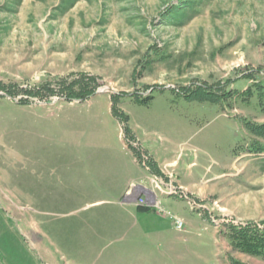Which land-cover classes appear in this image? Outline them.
Instances as JSON below:
<instances>
[{
  "label": "rangeland",
  "instance_id": "obj_1",
  "mask_svg": "<svg viewBox=\"0 0 264 264\" xmlns=\"http://www.w3.org/2000/svg\"><path fill=\"white\" fill-rule=\"evenodd\" d=\"M0 83V264H264V0H0Z\"/></svg>",
  "mask_w": 264,
  "mask_h": 264
},
{
  "label": "trees",
  "instance_id": "obj_2",
  "mask_svg": "<svg viewBox=\"0 0 264 264\" xmlns=\"http://www.w3.org/2000/svg\"><path fill=\"white\" fill-rule=\"evenodd\" d=\"M91 85V79L81 77L74 83L65 86L63 90L65 91V96L67 97L68 101L84 102L88 100L91 96H93L96 92ZM257 87L262 92L261 95L264 96V85L258 84ZM43 88L44 91L48 92L51 95L54 93V90H51L49 87ZM0 91L4 92L7 97L13 98L12 86H6L0 83ZM249 92L250 90H247L246 93ZM30 93H34L35 95L41 94L42 91L37 90L36 92ZM0 98L2 97L0 96ZM253 127H255L251 129L253 134L260 137H264V124L259 126L253 125ZM151 171L153 174L161 176L159 170L156 168L155 165L151 167ZM137 210L143 212L147 211L148 208L138 206ZM229 238L231 246L236 251L251 257L264 259V227L259 228V226L255 223H248L246 224V226H234L231 228Z\"/></svg>",
  "mask_w": 264,
  "mask_h": 264
},
{
  "label": "crops",
  "instance_id": "obj_3",
  "mask_svg": "<svg viewBox=\"0 0 264 264\" xmlns=\"http://www.w3.org/2000/svg\"><path fill=\"white\" fill-rule=\"evenodd\" d=\"M131 140H133V139H131ZM145 155H148V156H151V155H149V154H146L145 153ZM153 155V154H152ZM154 156V155H153ZM155 163L157 164H155V166H156V168L158 169V170H160V173H162V174H164L165 173V168L166 167H171V166H173L175 163H176V161H172V162H167L166 163V165L164 166V167H162V166H160L159 164H158V162L157 161H155ZM130 183V182H129ZM139 188H142V189H144L145 187H142V186H140ZM130 187L128 186V189H125V191L123 190L122 192H123V194H122V198H124L128 193H129V191H130ZM121 192V193H122ZM135 194H136V196H139V195H141V196H143V194L145 195V191H144V193H143V190H142V192H140V189H136V191H135V193H134V196H135ZM136 196H135V199H136ZM135 199H131V203L130 204H127V205H130V207H132V208H135L136 210H137V208H138V205L135 203ZM109 201H107V203H108ZM96 203H103V202H96ZM106 216L107 215H103V216H101L100 217V219H103V220H105L106 222H107V218H106ZM109 226V225H108ZM114 226V228L116 227V225H113ZM110 227H112L111 225H110ZM93 231H94V234H96V236H102V235H108L109 233H111L112 232V230H109L108 229V227H106V228H104V229H102V231H98V229H93Z\"/></svg>",
  "mask_w": 264,
  "mask_h": 264
},
{
  "label": "built area",
  "instance_id": "obj_4",
  "mask_svg": "<svg viewBox=\"0 0 264 264\" xmlns=\"http://www.w3.org/2000/svg\"><path fill=\"white\" fill-rule=\"evenodd\" d=\"M153 182H154V189H155V190L157 189V190L163 192V191H162V185H163V183H162L159 179H156V178L153 179ZM171 191L173 192L172 189H171ZM163 193H164V192H163ZM151 194H153V195L150 196V199H146L145 202L142 201V205H148L147 202L152 201V202H153L152 204H153L156 208H158L159 211L161 212L160 202L157 201V198L155 197L154 193H151ZM174 223H175V227H176V229L179 230V231H182V229H183V227H184V223H183V221H182L181 219H178V218H177V219H174Z\"/></svg>",
  "mask_w": 264,
  "mask_h": 264
}]
</instances>
